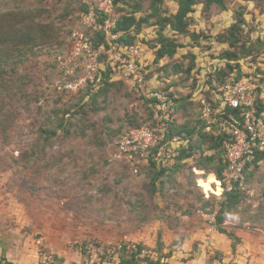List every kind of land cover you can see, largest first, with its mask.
I'll list each match as a JSON object with an SVG mask.
<instances>
[{
	"label": "rangeland",
	"instance_id": "obj_1",
	"mask_svg": "<svg viewBox=\"0 0 264 264\" xmlns=\"http://www.w3.org/2000/svg\"><path fill=\"white\" fill-rule=\"evenodd\" d=\"M84 1L93 0H0V14L14 16L2 25L10 37L3 36L0 56V234L15 226L22 239L32 236L37 260L28 264L38 263L42 245L53 253L52 264H93L89 244L111 249L100 264H119L121 251L115 248L122 241L149 252L138 259L204 264L198 248L206 236L213 243L209 259L218 264L264 263V165L248 173L234 204L204 191L202 182L213 171L195 147L198 135L191 143L193 156L179 162L178 148L163 174L146 159L133 167L112 152L123 130L151 117L149 101L134 85L102 74L104 70L90 79L85 65H79L66 78L86 76L83 85L73 90L53 86L61 74L55 53L70 43ZM225 1L222 9L199 0L187 33H176L152 16L133 41L142 46L148 87L180 97L175 118L180 128L200 125L199 107L191 98L201 65L228 68L215 57L225 50L239 51L244 57L239 75L264 73V0ZM149 2L117 0L112 19L136 5L137 17L145 15L151 11ZM177 8V0H165L160 12L169 15ZM242 16L247 25L239 33L241 48L219 42L217 36ZM162 35L184 46L156 62L154 46ZM7 55L11 59L5 63ZM192 61L194 69L188 73ZM202 141L204 147L211 144L209 136ZM223 201L229 209L210 230L209 216ZM221 243H226L227 254L224 246L219 250Z\"/></svg>",
	"mask_w": 264,
	"mask_h": 264
},
{
	"label": "built area",
	"instance_id": "obj_2",
	"mask_svg": "<svg viewBox=\"0 0 264 264\" xmlns=\"http://www.w3.org/2000/svg\"><path fill=\"white\" fill-rule=\"evenodd\" d=\"M93 1L94 4L89 10L81 13L77 27L72 29L70 43L55 53L56 71L61 74L55 78L53 86L73 90L83 85L86 76L78 80L66 78L75 75L79 65H85L87 77L90 79L109 68L113 79L132 83L149 101L151 117L139 126L123 130L116 139V148L112 154L114 157L125 159L133 167L140 163V159H152L160 167H166L176 150L187 142L180 135L166 140L171 124L176 122L177 96H170L168 91L164 90L153 91L148 87L141 43L124 45L114 42L113 39L117 35L110 30L115 20L112 19L115 13L113 0ZM100 17H105L104 23L100 21ZM99 31L105 32L108 48L106 43L95 45ZM220 68L221 65L218 70ZM197 76L198 84L191 99L199 105L205 129L212 130L216 135H223L222 148L227 165L223 170V177L219 179L222 193L218 196L225 197V193L232 191L237 182L242 189L245 188L246 165L253 163L258 155L264 156V73L249 71L239 75L237 70H233L223 74L214 67L204 66ZM259 163H264V157L260 158ZM216 211L209 216L210 230L216 225ZM116 249L129 254L138 253V256L150 255L145 248L129 241H122ZM87 253L93 264H100L105 255L111 254V249L89 244ZM40 254L37 264L54 262L53 253L46 245H42ZM0 264L16 263L0 255ZM131 264L148 262L138 259ZM204 264L213 263L207 259Z\"/></svg>",
	"mask_w": 264,
	"mask_h": 264
},
{
	"label": "trees",
	"instance_id": "obj_3",
	"mask_svg": "<svg viewBox=\"0 0 264 264\" xmlns=\"http://www.w3.org/2000/svg\"><path fill=\"white\" fill-rule=\"evenodd\" d=\"M165 0H150L149 2V7L151 9L150 12L146 13L145 15H142L140 17H137L136 12L140 10V5H136L133 8V11L131 12H127L124 14H120L118 15L115 20H114V25L110 28L111 33L116 34V38L113 39L114 42L119 43V44H124V45H130V44H136L133 43L136 34H138L141 29L143 24L149 22L150 18L152 16H156L157 20H160L163 25L169 26L171 30H173L176 33H187V28L188 25H190L191 23V15L192 12H194L195 10V5H197L199 3V0H177L178 3V8L176 9L175 12L170 13L169 15H163L160 12L161 6L164 3ZM85 2V1H84ZM212 3H216L217 5H219L222 9H226V1L225 0H206V4L207 6L211 5ZM94 4V1H92L91 3H88L87 1L84 3V8H83V12L88 11L90 6ZM113 5L115 7L116 10V6H117V0H113ZM81 11V13H82ZM80 13V15H81ZM241 14V13H240ZM14 18L12 13H6V14H0V56H2V48H3V36H6L7 38H9L10 36L8 34H4L5 31L2 29V25L6 22H9L10 19ZM101 22H105V17H100L99 18ZM247 22V19H245L243 16L242 17H237V20L235 23H233L227 30V32H224L222 34H220L219 36H217V40L221 43H226L228 44V46L230 47H234L237 46V48H241L238 47V43L242 40L241 37L239 36V33L241 31V26H245L247 24H244ZM249 24V23H248ZM11 25V24H10ZM131 31H134L135 34L130 35L129 33ZM26 34H30V31L27 30ZM189 34V33H188ZM28 40H30L28 38ZM246 42V41H243ZM242 42V43H243ZM101 43H106L107 48L108 43L106 41V36H105V32L103 31H99L98 32V39L95 40V45L99 46ZM184 44L180 43L175 37H170L168 35H162L158 40H157V45L154 46L155 47V61H159L162 58L165 57H173L178 49L180 47H183ZM65 47V46H64ZM63 47V48H64ZM59 50H63V49H59ZM57 49V51H59ZM245 54V53H244ZM246 55V54H245ZM242 53H240L239 51H230V50H225L224 52H222L221 54L218 55L219 60L224 61L226 64H228V68L221 66L220 70H218V63L212 64L211 67H214L216 69V71H219L220 73H230L231 71H235L237 70H242V66H240L241 60L244 61V57H242ZM192 59L194 60L195 55H191ZM11 59V55H7V59L5 60V63H8ZM234 62V63H231ZM194 63L192 61V63L190 64V66H188L187 72L191 73V71L194 69ZM225 65V64H224ZM176 70L180 71V73H182L183 70H179V65H176ZM206 67V66H205ZM207 68V67H206ZM202 69H204V66H200L199 67V72L198 74L201 73ZM109 74L110 76V69L107 68L106 70H104L102 72V74ZM177 73V72H176ZM170 94V93H169ZM170 96H173L172 93L170 94ZM179 98L176 99L175 98V102L179 101ZM193 100V99H192ZM195 103L196 101L193 100ZM198 105V104H197ZM199 107V105H198ZM176 109H177V105H176ZM227 117V116H226ZM199 127L197 126V123L195 126H193L192 128L189 129H183L185 128L183 125L181 128L180 126L177 125L176 122H174L173 124H171L170 126V130L168 132V135L166 137V140L172 136L175 135H180L183 139H185L187 142L185 144H182L179 147V152H178V160L179 162L182 160H185L191 156H193L194 154V150L193 148H191V143L192 140L194 138V135H198L199 138L196 140V146H199V148H201L203 154L202 155V162L207 164L208 169H212L213 172H209V173H214L219 179H221L223 177V170L225 169L227 163L224 160V154H223V148H222V139H223V135L222 134H218L216 135L212 130H206L205 129V122L203 120V118L201 117V111L199 109ZM178 126V129H176ZM176 129V131H175ZM183 129V130H182ZM205 136H209L211 139V144L208 145L207 147H204L203 141L202 139ZM206 151H208V153H206ZM263 155H258V157L253 161V163H249L246 165L245 169H244V175L245 177L248 175V173H250L253 168H257L260 167L261 165H264V163H259L260 158H263ZM150 161L152 163H156V165L158 164L156 161L150 159ZM159 166V165H158ZM205 165H202V167ZM160 174H163L164 172H166L168 167H160ZM217 178V180H218ZM245 180V178H244ZM220 181V180H219ZM218 187L221 189V186L218 185ZM242 188L241 185L237 182L235 183L233 190L230 192H226L225 196L228 198L229 201L236 203L239 200V196H241V192H242ZM229 209V204L226 203L225 201H223L221 203V207L218 211H216V218H217V224H221L223 222V215L225 212H227ZM226 234V233H225ZM228 235V234H226ZM230 235V234H229ZM228 235V236H229ZM120 261L119 264H131L132 262L138 260L139 256L138 253H126L125 251H121L120 252ZM212 261V260H211ZM148 264H160L163 263V259L162 258H149L147 260ZM166 264V263H164Z\"/></svg>",
	"mask_w": 264,
	"mask_h": 264
},
{
	"label": "crops",
	"instance_id": "obj_4",
	"mask_svg": "<svg viewBox=\"0 0 264 264\" xmlns=\"http://www.w3.org/2000/svg\"><path fill=\"white\" fill-rule=\"evenodd\" d=\"M250 70L253 69L250 68ZM12 198L13 200L15 199L14 194H12ZM11 230L10 229L5 230L0 234V255H4L8 257L10 260L16 262L17 264H28V262L30 261H36L37 246L35 245L32 236L29 235L28 237L22 239L20 234L16 233L18 232V227L14 226L13 229L11 228ZM206 239H207L206 241L200 243V246L198 248V256H199L198 258L200 259L199 260L200 262L209 259V253L212 254L213 252V250H211L212 249L211 245L213 243L210 242L209 245L208 244L209 237L206 236ZM218 246H220L219 250H221L222 246H224L226 248L224 252H226L225 254H227L226 243H221ZM226 260H228V257L224 256L222 262H226ZM219 262L221 261H218L217 259H214L212 261L213 264H218Z\"/></svg>",
	"mask_w": 264,
	"mask_h": 264
},
{
	"label": "bare ground",
	"instance_id": "obj_5",
	"mask_svg": "<svg viewBox=\"0 0 264 264\" xmlns=\"http://www.w3.org/2000/svg\"><path fill=\"white\" fill-rule=\"evenodd\" d=\"M217 176L214 173H209L207 178L203 180L202 187L205 188L204 191L209 194V192H214L216 194L222 193V186L221 189L219 187L214 186L220 184L219 178L217 180ZM221 185V184H220Z\"/></svg>",
	"mask_w": 264,
	"mask_h": 264
}]
</instances>
